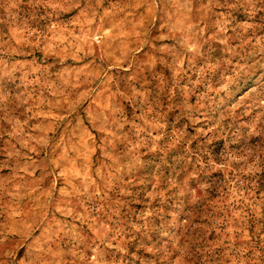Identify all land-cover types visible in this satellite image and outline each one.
I'll use <instances>...</instances> for the list:
<instances>
[{
    "label": "rangeland",
    "instance_id": "rangeland-1",
    "mask_svg": "<svg viewBox=\"0 0 264 264\" xmlns=\"http://www.w3.org/2000/svg\"><path fill=\"white\" fill-rule=\"evenodd\" d=\"M0 264H264V0H0Z\"/></svg>",
    "mask_w": 264,
    "mask_h": 264
},
{
    "label": "trees",
    "instance_id": "trees-1",
    "mask_svg": "<svg viewBox=\"0 0 264 264\" xmlns=\"http://www.w3.org/2000/svg\"><path fill=\"white\" fill-rule=\"evenodd\" d=\"M148 255L147 254H144V257H147Z\"/></svg>",
    "mask_w": 264,
    "mask_h": 264
}]
</instances>
